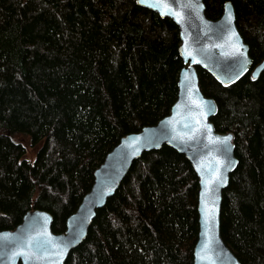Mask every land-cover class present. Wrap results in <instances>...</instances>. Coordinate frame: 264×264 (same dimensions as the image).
I'll return each instance as SVG.
<instances>
[{"label": "trees", "instance_id": "obj_1", "mask_svg": "<svg viewBox=\"0 0 264 264\" xmlns=\"http://www.w3.org/2000/svg\"><path fill=\"white\" fill-rule=\"evenodd\" d=\"M225 0H204L216 18ZM254 64L264 59V0H230ZM174 22L135 0H0V230L28 210L63 232L121 136L169 112L182 66ZM216 130L237 165L221 200V236L240 264H264V68L228 86L198 67ZM40 144L24 157L14 141ZM197 178L168 146L142 152L63 264H192Z\"/></svg>", "mask_w": 264, "mask_h": 264}, {"label": "water", "instance_id": "obj_2", "mask_svg": "<svg viewBox=\"0 0 264 264\" xmlns=\"http://www.w3.org/2000/svg\"><path fill=\"white\" fill-rule=\"evenodd\" d=\"M135 2L170 18L178 30L182 66L177 95L168 114L123 135L105 154L93 171L89 190L67 216L63 232L52 231V215L41 209L26 211L15 228L0 230V264H63L85 238L96 210L115 192L133 160L164 144L185 156L197 178L192 264H240L224 242L220 228L222 192L237 165L233 134L216 130L211 121L217 103L202 92L197 67L228 86L247 72L256 78L264 68V59L253 63L230 0L222 3L216 18L207 16L204 0Z\"/></svg>", "mask_w": 264, "mask_h": 264}, {"label": "rangeland", "instance_id": "obj_3", "mask_svg": "<svg viewBox=\"0 0 264 264\" xmlns=\"http://www.w3.org/2000/svg\"><path fill=\"white\" fill-rule=\"evenodd\" d=\"M14 141L21 143L25 148L24 157L28 161H32L40 144L33 145L30 137L27 134H17L14 136ZM25 142V143H24Z\"/></svg>", "mask_w": 264, "mask_h": 264}, {"label": "bare ground", "instance_id": "obj_4", "mask_svg": "<svg viewBox=\"0 0 264 264\" xmlns=\"http://www.w3.org/2000/svg\"><path fill=\"white\" fill-rule=\"evenodd\" d=\"M177 91H178V87H177ZM176 95H177V94H176ZM167 114H168V113H167ZM167 114H166V115H167ZM164 116H165V115H164ZM129 133H133V132H129ZM126 134H128V133H126ZM124 135H125V134H124ZM121 137H122V136H121ZM121 137H120V138H121ZM120 138H119V139H120ZM118 141H119V140H118ZM24 143H25V142H24ZM25 151H26V150H25ZM107 152H108V151H107Z\"/></svg>", "mask_w": 264, "mask_h": 264}, {"label": "snow or ice", "instance_id": "obj_5", "mask_svg": "<svg viewBox=\"0 0 264 264\" xmlns=\"http://www.w3.org/2000/svg\"><path fill=\"white\" fill-rule=\"evenodd\" d=\"M189 55H190V53H189Z\"/></svg>", "mask_w": 264, "mask_h": 264}, {"label": "clouds", "instance_id": "obj_6", "mask_svg": "<svg viewBox=\"0 0 264 264\" xmlns=\"http://www.w3.org/2000/svg\"><path fill=\"white\" fill-rule=\"evenodd\" d=\"M198 68V67H197Z\"/></svg>", "mask_w": 264, "mask_h": 264}, {"label": "flooded vegetation", "instance_id": "obj_7", "mask_svg": "<svg viewBox=\"0 0 264 264\" xmlns=\"http://www.w3.org/2000/svg\"><path fill=\"white\" fill-rule=\"evenodd\" d=\"M248 73V72H247Z\"/></svg>", "mask_w": 264, "mask_h": 264}]
</instances>
